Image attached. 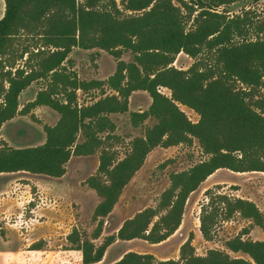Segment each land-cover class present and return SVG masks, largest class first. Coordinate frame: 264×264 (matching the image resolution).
Wrapping results in <instances>:
<instances>
[{"label": "trees", "instance_id": "obj_1", "mask_svg": "<svg viewBox=\"0 0 264 264\" xmlns=\"http://www.w3.org/2000/svg\"><path fill=\"white\" fill-rule=\"evenodd\" d=\"M250 1L256 0H4L0 131L19 115L39 123L32 111L42 106L59 120L43 126L42 145L17 149L3 142L0 174L62 178L72 157L99 154L98 170L86 181L101 199L93 214L96 228L91 236L74 228L67 237L69 250L80 251L83 264L103 261L118 240L163 244L181 227L190 196L218 170L264 173V19L255 8L235 14L229 9ZM75 49L109 53L117 59L115 73L105 81L80 79L70 57ZM125 53L132 54L130 62L122 60ZM181 53L194 60L186 70L174 66ZM34 83L41 85L35 100L20 109L21 94ZM137 91L148 93L152 103L146 111L131 113L132 126L140 128L149 119L155 123L121 157L111 116L129 112ZM79 92L99 95L83 104ZM182 107L199 120L192 122ZM195 139L207 158L172 173L156 207L126 220L97 245L105 219L149 154L159 147L192 146ZM216 189L206 190L208 202L201 205L200 232L206 241L236 216L252 224L226 241L227 251L197 255L192 233L178 260L130 251L112 264H264V240L245 239L255 226L264 231V212L253 201L221 193L220 185ZM32 248L42 249L37 243Z\"/></svg>", "mask_w": 264, "mask_h": 264}, {"label": "rangeland", "instance_id": "obj_2", "mask_svg": "<svg viewBox=\"0 0 264 264\" xmlns=\"http://www.w3.org/2000/svg\"><path fill=\"white\" fill-rule=\"evenodd\" d=\"M82 1V0H80ZM120 2L121 0H117ZM177 5L178 3L175 2ZM243 8H255L264 19V0L250 1L247 4H236L229 9L232 14L239 13ZM75 65L79 78L82 80L105 81L111 77L117 67V59L101 50L85 51L75 49L70 56ZM122 60L130 62L131 53H125ZM194 60L186 54L178 55L174 66L178 69H188ZM40 84H35L25 91L20 99L21 109L30 103L36 96ZM168 96L171 92L162 89ZM98 92L89 94L79 93L80 103H91L98 97ZM108 95L113 92H107ZM152 103L148 93L134 92L130 97L129 112L112 115L117 125L116 134L120 141L116 144L121 157L129 150L130 142L143 135L147 126H153L154 120L149 119L144 126L134 128L131 124V113L146 111ZM192 122H197L199 116L187 107H182ZM39 123L31 115H19L4 124L0 135V146L7 140L15 148H30L42 144V135L45 139L43 126L52 125L59 119L57 113L46 107H39L32 111ZM198 140L192 146L179 145L170 148H156L145 162L144 167L136 174L130 184L125 188L123 195L110 216L105 219L102 237L95 243L100 245L108 236L116 234L118 228L126 220L133 218L140 211L148 207H156L161 194L170 185V175L175 172L188 170L195 164L205 160ZM173 160L164 169L160 165ZM99 167V154L89 157H72L67 165L64 183L67 190H59L50 194L47 189L39 192L30 181L37 176L27 172H18L8 178L0 177V264L4 262V253H8L13 264H25L26 251L33 250L32 244L36 241L41 244L42 252L33 253V264H83L82 253L69 250L71 245L67 241L68 235L74 228L92 235L96 224L93 222L95 208L100 198L91 190L86 181L95 175ZM237 174L228 170L220 171L215 181L222 187L221 193L231 197L252 198L258 194L264 203V173ZM45 179V178H44ZM31 184L30 187H26ZM209 182L203 184L194 192L185 208L182 227L169 241L160 245H151L143 240H134L132 244L115 242L111 245L102 264H110L127 251L150 253L159 259L178 260L180 248L193 233V245L199 256H205L211 249L227 251L226 241L236 237L240 232L251 228V221L236 216L229 222H223L217 229L213 241H206L200 232L201 205L208 202L205 197L206 189L217 192L216 186ZM248 200V199H246ZM251 201V200H250ZM260 203V201H259ZM260 209V208H259ZM34 211H39L36 214ZM263 232V231H262ZM48 238L44 241L43 238ZM232 257L248 258L242 253L229 252ZM14 254L19 258L14 259ZM37 259H36V258ZM13 259V260H12ZM27 264V262H26Z\"/></svg>", "mask_w": 264, "mask_h": 264}, {"label": "crops", "instance_id": "obj_3", "mask_svg": "<svg viewBox=\"0 0 264 264\" xmlns=\"http://www.w3.org/2000/svg\"><path fill=\"white\" fill-rule=\"evenodd\" d=\"M4 13H5V2H4V0H0V20L3 18V16H4ZM96 80V79H95ZM35 84H37V83H34L31 87H29L27 90H29L30 88H32ZM40 87H41V85H39V90H40ZM27 90H25V91H27ZM38 90V91H39ZM24 91V92H25ZM38 91L36 92V95H37V93H38ZM23 92V93H24ZM110 92V91H109ZM22 93V94H23ZM80 93V92H79ZM82 93V92H81ZM22 94H21V96H22ZM21 96H20V99H21ZM35 98H36V96H35ZM35 98L32 100V101H34L35 100ZM31 101V102H32ZM21 104V103H20ZM42 107H45V106H42ZM39 108V107H38ZM46 108H48V107H46ZM20 109H21V106H20ZM49 109V108H48ZM51 110V109H50ZM51 111H53V110H51ZM53 112H55V111H53ZM56 113V112H55ZM59 116V115H58ZM59 120V119H58ZM58 120H57V122H58ZM57 122H55L54 124H52V125H49V126H55L56 124H57ZM2 130V129H1ZM44 131V130H43ZM45 133V132H44ZM0 135H1V131H0ZM45 141H46V134H45V139L43 138V135H42V144H44L45 143ZM3 142H5V143H7L9 146H11V144L7 141V140H3ZM42 144H39V145H42ZM39 145H36V146H39ZM1 146H2V144H1ZM1 146H0V148H1ZM11 147H13V146H11ZM35 147V146H34ZM13 148H15V147H13ZM17 149H21V148H17ZM223 170H226V169H221V170H218L216 173H214L213 175H211L203 184H205V183H207V182H209L210 184H214V185H211V186H218V184L219 183H216V181H215V178H216V176H217V174L220 172V171H223ZM229 171V170H228ZM234 173V172H233ZM248 173H260V172H248ZM248 173H237V174H248ZM13 174H15V173H2V174H0V177L1 176H7V177H5V178H8L9 176H11V175H13ZM263 174V173H262ZM66 175V174H65ZM37 176V178L36 179H31V183L34 185V186H36L37 188H38V191L39 192H45V189H47L48 190V192L50 193V194H52V193H55V192H57V191H59V190H67L68 189V185H66L65 183H64V179H65V176H63L62 178H52V177H48V176H44V175H36ZM45 178V179H44ZM202 184V185H203ZM201 185V186H202ZM31 186V184H27L26 185V187H30ZM200 186V187H201ZM208 189V188H207ZM206 189V190H207ZM92 190V189H91ZM94 191V190H93ZM241 198H244V197H241ZM246 199H248V200H251V201H253L259 208H260V210L262 211V212H264V203L263 202H261L262 201V198L258 195V194H254V197H252V198H248V197H246ZM100 201H101V199H100ZM259 201H260V203H259ZM100 203V202H99ZM36 214H40L39 213V211H34ZM186 215V214H185ZM184 215V216H185ZM123 224H121V226H122ZM121 226L118 228V230L121 228ZM181 227H182V225H181ZM180 227V228H181ZM180 228H179V230H180ZM117 230V231H118ZM178 230V231H179ZM177 231V232H178ZM263 230L261 229V228H259V227H257V226H255L254 228H252L251 230H250V233L249 234H247L246 236H245V239H251V240H254V241H262V240H264V231L262 232ZM176 232V233H177ZM176 233L172 236V237H174L175 235H176ZM171 237V238H172ZM171 238H169L167 241H169ZM43 240L44 241H48V238L46 237V238H43ZM136 240H138V239H136ZM134 240H132V241H120V240H118L117 242H121L122 244H132V242H133ZM167 241H165V242H167ZM165 242H163V243H165ZM32 245H34V244H36V241H34L33 243H31ZM162 244V243H161ZM0 245H1V235H0ZM158 245H160V244H158ZM42 252V250H29V251H26V252H24V253H26L25 255H23L24 257V261H22V263H25L26 264V262H27V264H33L32 262H31V260L32 259H34V256L32 255L33 253H41ZM127 252H130V251H127ZM127 252H125L124 254H126ZM133 252H135V251H133ZM138 253V252H137ZM123 254V255H124ZM150 254V253H149ZM4 262L2 263V264H13V262H10L9 260L11 259V257H8V253H4ZM123 255L122 256H120L118 259H116V260H113L110 264H112V263H114V262H117L118 260H120L122 257H123ZM155 256V255H154ZM17 259V258H19V255H15L14 254V259ZM36 258V257H35ZM37 259V258H36ZM105 259V258H104ZM104 259H103V261H101L100 263H98V264H102L103 262H104ZM13 260V259H12ZM159 260H165V259H159Z\"/></svg>", "mask_w": 264, "mask_h": 264}]
</instances>
